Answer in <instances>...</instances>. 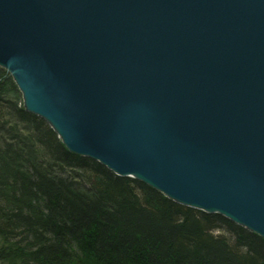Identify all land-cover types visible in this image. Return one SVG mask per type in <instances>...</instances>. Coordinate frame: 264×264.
<instances>
[{
    "label": "water",
    "instance_id": "1",
    "mask_svg": "<svg viewBox=\"0 0 264 264\" xmlns=\"http://www.w3.org/2000/svg\"><path fill=\"white\" fill-rule=\"evenodd\" d=\"M0 67L70 152L264 239V0H0Z\"/></svg>",
    "mask_w": 264,
    "mask_h": 264
},
{
    "label": "trees",
    "instance_id": "2",
    "mask_svg": "<svg viewBox=\"0 0 264 264\" xmlns=\"http://www.w3.org/2000/svg\"><path fill=\"white\" fill-rule=\"evenodd\" d=\"M0 264H264V239L70 152L0 67Z\"/></svg>",
    "mask_w": 264,
    "mask_h": 264
},
{
    "label": "bare ground",
    "instance_id": "3",
    "mask_svg": "<svg viewBox=\"0 0 264 264\" xmlns=\"http://www.w3.org/2000/svg\"><path fill=\"white\" fill-rule=\"evenodd\" d=\"M18 88V87H17ZM18 90H19V88H18ZM20 91V90H19ZM21 93V92H20ZM24 108H25V106H24ZM37 116V115H36ZM40 118V117H39ZM51 127V126H50ZM52 128V127H51ZM56 133V132H55ZM57 134V133H56ZM58 135V134H57ZM59 137V136H58ZM60 138V137H59ZM60 140L62 141V139L60 138ZM63 142V141H62ZM64 144V143H63ZM66 147V146H65ZM67 148V147H66ZM68 149V148H67ZM90 159V158H89Z\"/></svg>",
    "mask_w": 264,
    "mask_h": 264
},
{
    "label": "rangeland",
    "instance_id": "4",
    "mask_svg": "<svg viewBox=\"0 0 264 264\" xmlns=\"http://www.w3.org/2000/svg\"><path fill=\"white\" fill-rule=\"evenodd\" d=\"M16 84V83H15ZM17 86V85H16ZM20 92V91H19ZM22 95V94H21ZM22 99H23V97H22ZM23 102H24V100H23ZM245 229V228H244Z\"/></svg>",
    "mask_w": 264,
    "mask_h": 264
}]
</instances>
